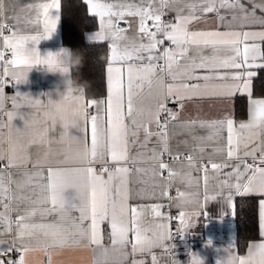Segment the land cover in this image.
I'll return each instance as SVG.
<instances>
[{"label": "snow or ice", "instance_id": "6c2138e0", "mask_svg": "<svg viewBox=\"0 0 264 264\" xmlns=\"http://www.w3.org/2000/svg\"><path fill=\"white\" fill-rule=\"evenodd\" d=\"M249 3L251 10L241 0H86L99 23V31L89 39L108 42L110 50L106 97L86 99L83 91L69 92L63 99L75 104L71 111L51 96L46 103L19 91L11 98L9 122L23 104L44 109V119L26 144L9 134L4 148L0 139V161L7 162L0 168V264H30L37 253L47 258L44 264H54L55 255L76 248L98 252L94 264H145L146 255L151 264H160L153 250L162 249L171 257L176 247L169 243L173 219L179 221L176 233L183 235L210 200L221 197L233 206L234 195L264 196V98H252L251 91L256 75L252 69L264 68L259 63L264 61V31H243L246 24L264 25V16L256 15L257 8L264 12V0ZM60 9L61 0H37L13 11L8 24L0 19V110L6 78L14 85L27 83L34 67L54 65L53 54L42 55L39 44L56 33ZM220 9L231 18L221 15ZM167 12L176 13L174 21L163 18ZM206 13H214L226 30H190ZM153 89L158 90L155 103L141 106L145 90L151 95ZM236 93L248 96L246 121L225 117L184 122L180 127L187 130L188 139L178 141L173 154L169 126L178 113L167 107L169 100L181 102L183 109L182 101L194 95L230 99ZM21 119L29 126L23 115ZM49 120L51 124L46 123ZM57 123L61 125L58 139L49 136ZM152 124L156 131L150 130ZM4 127L0 124V129ZM73 129L77 134H72ZM197 129H206L207 135H197ZM54 140L67 148L53 151ZM190 141L194 147L182 170L164 162L165 153L178 160L183 154L179 145ZM33 145L46 151L32 159ZM213 157H220V162ZM193 171L202 175L193 176ZM133 173L140 186L135 197L130 188ZM177 180L195 191L177 188L176 196H169ZM165 197L178 210L177 216L164 212L161 203H129L133 198ZM259 217L264 237V199ZM105 225L109 246L104 244ZM224 251L227 258L217 264H264V240L252 243L246 256L236 255L231 245ZM10 253L18 259L9 258ZM112 253L117 260L110 261ZM190 256V264H204L197 254ZM167 264L181 262L170 258Z\"/></svg>", "mask_w": 264, "mask_h": 264}, {"label": "crops", "instance_id": "0c3cea01", "mask_svg": "<svg viewBox=\"0 0 264 264\" xmlns=\"http://www.w3.org/2000/svg\"><path fill=\"white\" fill-rule=\"evenodd\" d=\"M86 2V0H84ZM4 2V15L0 17L4 23L8 24L9 20L7 19L10 15L13 14V11L19 12L20 8L24 7L28 3H35L37 0H3ZM241 2L245 5V7L249 10L252 9L253 5L249 3V0H241ZM259 2V0H257ZM219 3V0H217ZM88 8V6H87ZM89 11V9H88ZM90 13V11H89ZM91 14V13H90ZM220 14L225 15L226 19H230V15L226 9H220ZM175 12H167L166 15L163 17L168 21L170 17L175 18ZM199 15V14H198ZM256 15L264 16V12H261L260 9H256ZM97 18V17H96ZM98 20V18H97ZM62 23H61V9H60V21L57 26L56 33L52 36V38L43 40L39 44V49L41 54H47L49 51H56L61 47H66L63 44L62 40ZM121 26H126L123 24ZM190 30L197 31V30H220L225 31V27L220 23L219 19L216 17L214 13H206L204 14L199 20L194 21L190 26ZM237 30L239 28L237 27ZM99 31V23L98 27L94 30H90L85 32V39L88 42H95L89 39V36L95 32ZM243 31H250V32H260L264 31V25L261 24H246L243 28ZM9 34L8 30H5V35ZM108 45V42H104ZM261 47L264 48V42H261ZM6 53V57H7ZM110 56V50L108 48V59ZM259 63H264V61H259ZM107 67V65H106ZM260 68L252 69L255 71L256 75ZM255 75V76H256ZM255 76L252 78L251 82V91H252V98H264V96H254L253 95V80ZM6 83L4 86V107L0 110V124L6 125V127L0 129V139L4 141L3 147L7 148V140L9 138V134H11L12 138L17 140L20 144H26L27 141L31 138L33 128H39L43 126V113L44 109H35L31 108L26 104L21 105L20 109L17 111L16 117L9 122L7 117V112L12 111V97L16 95V92L19 91L21 94L28 95L31 99H40L45 103L49 99V96L55 101L60 99V96L57 95V90L60 92L65 91L63 85H61L60 77L58 75L49 74L40 70V67H34L32 71L28 74V81L27 83H22L18 85H14V82L10 80V78H6ZM105 81H106V68H105ZM83 93L86 99H90L86 96L85 90L83 88ZM158 90L153 89L151 95L147 93L145 90L144 97L141 101V106L147 107L151 104L155 103V97L157 96ZM75 94V93H74ZM106 94L102 97L97 98H105ZM181 102H177L174 100H169L167 104L170 106L175 105V109H171L173 112L178 113V118L176 121H173L169 126V134H170V147L172 149L173 154L177 151V142L183 139H188L187 130L180 127L184 122L197 120V121H211L217 119H223L225 117H232L237 121H246L248 119V96L247 94L236 93L230 99L222 98L220 96L215 95H194L191 99H185L182 101L184 104L183 109L180 108L179 104ZM92 110V109H90ZM21 115L24 116L25 119L29 121V126H25L24 119H21ZM36 121L33 124V121ZM47 124H51V121H47ZM61 130V125L59 123L56 124L55 132L49 131V136H56L58 139V134ZM151 131H156L155 124L150 126ZM72 134H77L76 130H72ZM197 135H207L206 129H197ZM91 140V131L89 126V144ZM155 140V137H153ZM72 147L75 148L76 144L73 141ZM194 144L190 141L187 146L179 145V150L183 153L178 160H167L165 156L168 154L165 153L162 159L164 162L169 163L173 168L180 171L182 170V166L186 164L185 153H190ZM51 148L53 151H58L60 149L67 148L66 144H59L56 143L55 140L51 144ZM31 153L32 159H35L36 156L43 155L46 149L44 147H40L37 149V146L33 145L29 149ZM211 149H206V152H210ZM217 162H220V157H213ZM251 159L249 158V161ZM207 163V159L204 161ZM6 161H0V168L6 167ZM76 166V165H73ZM142 167H148L149 164H143ZM31 167V164L28 165ZM98 168L99 165H96ZM130 167H135L130 165ZM231 169H224L225 172L230 171ZM12 171H16L13 169ZM193 176H201L202 173H197L195 171L192 172ZM164 176L167 177V171H164ZM136 174L133 173L131 177L132 183L130 184V188L132 189L133 197H135V192L139 185L136 184ZM148 190L151 191L150 185L147 186ZM211 187V184H210ZM177 188L180 191H195V189H188L186 185L179 183L177 180L173 186L168 190V195L175 197L177 194ZM202 181H201V192H202ZM158 195V194H157ZM238 196L243 197H259V203L264 196L259 194L251 193L246 195H234L233 196V206H229L225 203L223 198L218 197L214 201H208L207 205L205 206L204 210L198 217H193L191 223V227L188 228L184 235L185 238L183 239H175L173 237L172 241L169 243L175 244L176 247L173 249L171 253V257L167 254L163 253L162 249H154V254L157 256L158 261L160 264H167L170 258L178 259L181 264H190V253L197 254L203 259L204 264H217V261H223L227 258V253L224 251L229 247L232 246L233 251L238 256H246L248 247L252 243H258L264 240V237L260 235V217H259V204H258V217H259V238L253 239L249 241L245 252L239 253L237 247V224H236V199ZM130 205L136 206L137 204H149V203H161L164 207H169L178 212L176 208L170 207V201L165 197L161 199H151V200H142V199H130ZM188 207H191L190 205ZM164 209V208H163ZM2 210V209H0ZM105 231V239L104 244L105 246L110 245V241L107 236V225L104 226ZM172 230V228H171ZM173 233V231H172ZM129 239L133 240L134 237L132 234H129ZM211 241L212 243L209 244L208 242ZM130 252V247H129ZM99 257L98 252H94L91 248L89 249H66L63 252L55 255L53 257L54 264H94V261ZM140 258L139 256L137 257ZM46 257L42 254H33L30 258V264H44L46 261ZM118 259V255L115 253L110 254V261H115ZM132 257L129 255L128 261H131ZM145 264H151V257L145 256Z\"/></svg>", "mask_w": 264, "mask_h": 264}, {"label": "trees", "instance_id": "16d2710c", "mask_svg": "<svg viewBox=\"0 0 264 264\" xmlns=\"http://www.w3.org/2000/svg\"><path fill=\"white\" fill-rule=\"evenodd\" d=\"M62 40L64 46L79 50L84 57V67L79 79L84 83L90 99L106 94L105 68L108 61V45L104 42H88L85 32L98 27L84 0H61ZM253 95L264 96V68L258 70L253 80ZM259 197L238 196L236 199V224L238 252H245L249 241L259 238Z\"/></svg>", "mask_w": 264, "mask_h": 264}, {"label": "clouds", "instance_id": "9594fccd", "mask_svg": "<svg viewBox=\"0 0 264 264\" xmlns=\"http://www.w3.org/2000/svg\"><path fill=\"white\" fill-rule=\"evenodd\" d=\"M54 56V65H40V70L49 74L58 75L60 77V84L63 85L65 91L60 92L57 90V95L60 99L57 101L59 105L67 110L71 111L75 104L70 100L63 99L69 92L78 94L83 91L84 83L79 79L80 72L84 67V57L79 50H73L68 47H61L56 51H49ZM47 54H44L46 56ZM30 73V72H29Z\"/></svg>", "mask_w": 264, "mask_h": 264}, {"label": "built area", "instance_id": "2783aa9c", "mask_svg": "<svg viewBox=\"0 0 264 264\" xmlns=\"http://www.w3.org/2000/svg\"><path fill=\"white\" fill-rule=\"evenodd\" d=\"M164 19H165V18H164ZM173 19H174V17L171 16L169 20H173ZM165 20H166V19H165ZM166 43H167V42H166ZM167 107H168L169 109H175V108H176L175 105L170 106V104H167ZM89 111L92 112L93 110H90V109H89ZM162 115H163V114H162ZM187 155H188V153H185L183 156L186 157ZM165 158H166L167 160H172L171 157H170L169 155L165 156ZM249 162L251 163V160H250ZM163 211L166 212V213H168V214H170V215H172L173 217H175V216L178 215V212H177V211H175V210H173V209H171V208H169V207H164ZM178 223H179L178 220L173 219V221H172V226H171L172 231H173V237H174L175 239H183V238H185V235H184V234H183V235H179V234L176 233V228H177ZM9 258H12V259H18V255H17V254H12V253H10V254H9Z\"/></svg>", "mask_w": 264, "mask_h": 264}]
</instances>
